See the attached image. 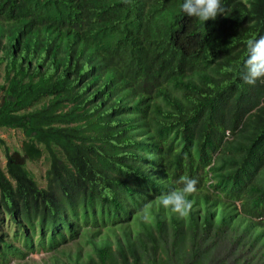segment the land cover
I'll list each match as a JSON object with an SVG mask.
<instances>
[{"label":"trees","instance_id":"16d2710c","mask_svg":"<svg viewBox=\"0 0 264 264\" xmlns=\"http://www.w3.org/2000/svg\"><path fill=\"white\" fill-rule=\"evenodd\" d=\"M222 3L203 24L182 0H0V128L23 137L0 138V264L84 237L85 264H264V80L241 76L264 0ZM181 177L184 215L159 203Z\"/></svg>","mask_w":264,"mask_h":264},{"label":"clouds","instance_id":"9594fccd","mask_svg":"<svg viewBox=\"0 0 264 264\" xmlns=\"http://www.w3.org/2000/svg\"><path fill=\"white\" fill-rule=\"evenodd\" d=\"M181 11L205 24L209 20H215L218 14H224L225 9L222 0H182ZM241 76L249 85L264 80V35L248 41ZM180 184V188L161 194L159 203L164 208L184 215L192 207L188 196L196 191L197 179L181 177Z\"/></svg>","mask_w":264,"mask_h":264},{"label":"rangeland","instance_id":"374dc122","mask_svg":"<svg viewBox=\"0 0 264 264\" xmlns=\"http://www.w3.org/2000/svg\"><path fill=\"white\" fill-rule=\"evenodd\" d=\"M2 68L3 67L0 66V82L2 81L3 76ZM0 138L3 139L6 145H8L11 149H19L21 146V141L23 139L21 133L18 130L6 128H0ZM0 160L4 165L5 159L3 157V152L1 149ZM27 167L44 185V181L42 180V178L44 176L46 168L48 167V164L44 160H41L37 162H28ZM103 239L104 232L101 235L95 237L94 243L98 244L99 242H103ZM107 239L111 242V246L115 248V237L111 236L107 237ZM85 240L86 237L77 239L76 241L65 243L61 245L59 249H56L58 252H44L42 250H37L29 253L24 259L20 261L14 259L11 260L10 264H73V262L77 258L80 264H85L89 262V258H92L94 260L97 258L92 244L86 243Z\"/></svg>","mask_w":264,"mask_h":264}]
</instances>
